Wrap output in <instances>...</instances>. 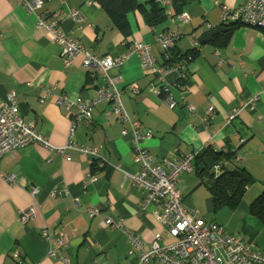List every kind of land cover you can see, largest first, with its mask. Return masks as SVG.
<instances>
[{
	"label": "crops",
	"instance_id": "obj_1",
	"mask_svg": "<svg viewBox=\"0 0 264 264\" xmlns=\"http://www.w3.org/2000/svg\"><path fill=\"white\" fill-rule=\"evenodd\" d=\"M247 2L189 0L181 12L188 13V21L172 15L168 4L167 19L155 25L147 22L144 9L136 8L127 13L128 34L96 0H45L37 13L59 12L60 28L100 55L129 54L110 74L121 76L127 113L140 120L143 130L153 132L151 138L141 140L150 154L171 160L188 152L200 154L208 147L211 162L216 152L228 153L230 159L221 156L222 161L252 177L234 207H214L211 190L197 169L205 162L194 159L193 170L180 176L179 185L188 207L264 253V216L251 207L264 193V26L240 24L225 45L214 42L216 33L208 43H199L205 33L218 30L225 6L239 9ZM76 9L79 16L69 17ZM36 22V14L20 0H0V103L13 90L20 115L34 120L53 147L30 144L0 158V264H139L127 232L105 222L108 217L121 220L148 242L163 230L153 215L158 204L144 207V189L126 175L138 171L133 135L121 133L125 124L106 114L112 103L103 101L96 105L95 117L76 124L72 134L74 143L97 148L98 157L92 161L68 145L77 122V99H95L106 80L99 71L83 66L81 56L65 65L53 34ZM172 31L179 35L174 47L180 55L199 50L185 67V84L172 66H166L163 81L130 52L133 43L149 42L156 65L161 66L166 62L165 49L155 36ZM164 82L170 84L176 101L172 108L160 91ZM133 86L138 89L135 94ZM255 95L259 98L254 109H242L228 120L229 106ZM62 96H68L72 105L59 103ZM7 174H13L14 180H7ZM89 174L97 179L87 183ZM33 186L39 187L37 195L30 192ZM91 206L99 213L91 216L87 211ZM31 207L37 216L23 224L21 213ZM61 231L66 242L59 250L67 262L50 254ZM167 239L164 235L162 243Z\"/></svg>",
	"mask_w": 264,
	"mask_h": 264
},
{
	"label": "built area",
	"instance_id": "obj_2",
	"mask_svg": "<svg viewBox=\"0 0 264 264\" xmlns=\"http://www.w3.org/2000/svg\"><path fill=\"white\" fill-rule=\"evenodd\" d=\"M45 0H20L22 6L29 12L36 14L37 26L45 28L53 34L54 41L60 47V54L65 65L72 64L78 56L82 57V64L86 68H93L105 77V84L97 89V97L93 100H82L78 98V113L76 123L72 125L68 145L80 150L83 154L90 156L91 160L98 157L95 147H88L74 143L72 134L76 124L91 120L95 117V107L103 101L112 103V108L106 114L115 117L125 124L121 133H131L134 140V161L138 165V171L130 176L134 186L144 189L143 206L148 207L151 203L158 204L153 210L155 219L161 224L163 230L157 232L154 238L148 242L132 230L126 229L121 220L111 217L106 219V224L122 228L127 232L132 245V252L138 257L139 264H147L156 261L159 264H264V253L258 250L254 244L244 240L240 235L229 233L226 229L213 219L206 218L198 210L188 207L184 202V196L179 185V178L183 173L193 170L195 152H188L171 160H161L152 154L141 144V140L152 137L151 130H143L139 119L131 117L122 102L123 90L119 83L121 76H112L110 70L123 64L129 54L119 57L111 55H100L90 48L85 47L71 34L60 28L59 12L52 15L37 13L43 7ZM162 6L169 0H157ZM79 10H74L69 17L76 18ZM177 18L188 21V13H180ZM237 21L241 24L264 26V0H248L239 9L224 7L222 22ZM212 28L211 25H208ZM179 35L177 32H159L155 36L157 41L165 50L174 46ZM130 52L136 53L141 58V63L146 71L157 75L165 80L168 69L166 66H157L156 57L152 45L149 42H135L130 46ZM187 59L183 58L172 66L178 73V77L186 75ZM132 93L138 92L137 87H132ZM165 95L168 105L172 108L176 101L170 89V84L164 82L160 87ZM259 96L243 100L238 106H229L227 109L228 120L231 121L242 109H254ZM59 103L72 105L73 101L68 96H62ZM193 109L194 106H191ZM210 114V112H208ZM30 144H42L53 148L48 139L36 128L35 121L20 115L16 100V93L11 90L0 103V158L7 152L15 151ZM62 152V148H57ZM70 160V156H67ZM92 160V161H93ZM237 160V158H236ZM227 166L226 162L215 163L212 167L214 175ZM116 168H121L116 165ZM7 180L13 181L14 175H5ZM97 175L89 174L88 182H94ZM33 195H37L39 187L30 189ZM54 194V193H53ZM91 216L99 213L96 207L87 209ZM37 216L35 207H31L21 213V222L27 223ZM47 235L46 231H43ZM164 235L171 241L162 243ZM66 234L59 232L56 237V248L52 249L51 256L59 255L64 262L68 259L60 255V247L65 245ZM17 255V254H16Z\"/></svg>",
	"mask_w": 264,
	"mask_h": 264
},
{
	"label": "trees",
	"instance_id": "obj_3",
	"mask_svg": "<svg viewBox=\"0 0 264 264\" xmlns=\"http://www.w3.org/2000/svg\"><path fill=\"white\" fill-rule=\"evenodd\" d=\"M100 6L108 13L111 20L119 27L125 34H128L131 30L127 13L134 9H144V16L147 22L151 25L161 23L165 21L168 17L167 5L171 4L172 15H179L184 5L189 0H169V3L160 6L161 4L157 0H96ZM170 13V12H169ZM237 21L221 22L218 26V30L215 34L214 42L219 45H225L229 42L231 33L235 27L240 25ZM175 46V45H174ZM172 46L165 50V60L166 62L162 64L163 66H173L175 62L185 58L187 63H189L193 58L197 57L199 50L193 49L190 52L180 55L175 47ZM186 63V64H187ZM185 73V70L182 71ZM186 76H181L182 83L185 84ZM210 148H205L200 154L195 156L196 161L204 162L207 158ZM224 153V152H223ZM221 156L230 159L231 155L228 153L222 154V152H216V154L211 158L212 162H221ZM198 173L200 177L205 180V183L209 187L212 193L213 204L215 208H219L222 205H229L231 207L236 206L243 195L245 194L246 187L252 182V177L241 170L240 168H231L228 165L224 166L218 175H214L212 168L209 170L205 165L201 167L198 166ZM252 212L258 214L259 216H264V193L257 198V200L252 204Z\"/></svg>",
	"mask_w": 264,
	"mask_h": 264
},
{
	"label": "water",
	"instance_id": "obj_4",
	"mask_svg": "<svg viewBox=\"0 0 264 264\" xmlns=\"http://www.w3.org/2000/svg\"><path fill=\"white\" fill-rule=\"evenodd\" d=\"M216 32H217V30H212V31H209V32L205 33V34L202 36V38H200L199 43H200V44L208 43V42L212 39L213 35H214ZM204 162L206 163V166H207V168H208L209 170H210V169L214 166V164H215L214 162H211V160H210L209 157L205 158V159H204Z\"/></svg>",
	"mask_w": 264,
	"mask_h": 264
},
{
	"label": "rangeland",
	"instance_id": "obj_5",
	"mask_svg": "<svg viewBox=\"0 0 264 264\" xmlns=\"http://www.w3.org/2000/svg\"><path fill=\"white\" fill-rule=\"evenodd\" d=\"M169 241H171V239H170V238H168V239H167V242H169Z\"/></svg>",
	"mask_w": 264,
	"mask_h": 264
}]
</instances>
